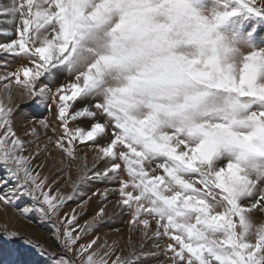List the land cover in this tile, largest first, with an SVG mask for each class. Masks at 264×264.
<instances>
[{"label":"snow or ice","instance_id":"6c2138e0","mask_svg":"<svg viewBox=\"0 0 264 264\" xmlns=\"http://www.w3.org/2000/svg\"><path fill=\"white\" fill-rule=\"evenodd\" d=\"M0 17L15 36L0 42V55L27 60L0 76V187L12 183L0 203L30 199L20 214L39 213L63 250L4 228L6 264H37L32 255L44 264H144L157 255L121 256L99 237L80 243L104 209L85 227L75 209H62L88 179L119 181L116 205L131 210L130 232L167 237L169 264H264V0H10ZM64 72L73 78L53 92L44 81ZM53 103L60 134L43 151L54 148L68 168L80 145L94 154L68 195L37 171L43 162L34 166L41 149L29 150L26 137L48 129L47 118L16 128L21 107ZM81 119L90 125L72 126Z\"/></svg>","mask_w":264,"mask_h":264},{"label":"rangeland","instance_id":"374dc122","mask_svg":"<svg viewBox=\"0 0 264 264\" xmlns=\"http://www.w3.org/2000/svg\"><path fill=\"white\" fill-rule=\"evenodd\" d=\"M9 2L10 0H0V4H7ZM6 19L9 18L0 17V21ZM0 30H7L8 32L13 33V35L9 36L6 35L3 31H0V42L6 43L10 39L15 38L14 24L0 23ZM26 63L27 60L22 58L0 55V76L5 75L7 72H13L17 67ZM4 64H6V67L2 66ZM72 78L73 77L69 76L66 72L58 73L54 82L45 80L44 83H48L49 87H51L53 92H55V88L60 83H65ZM15 91L16 90H14L13 92L14 96ZM3 95V90L0 89V97H2ZM19 100H21L20 97L15 96L14 102L17 103ZM82 106L83 105L81 104L76 105L77 108H80ZM22 116L26 118L21 119ZM44 118H47L50 127L48 129H44L37 125L36 135L33 136L29 134V136L26 137V139L34 141V143H32L30 146L31 152L35 153L36 149L39 147V149H41L38 158L35 159L33 163L35 166L43 162L45 164V167L43 169L37 168V171H42L44 175L49 176L50 181L55 180L57 182L59 190L65 195H68L73 191V182H75L77 180V177L80 176L84 171L82 163L85 154H87V163L89 169L93 167L94 154L91 150V147L80 145L78 149V156L80 157V159L76 162L71 163V167L68 168L66 167V165L69 162L65 161L64 163H62L61 154L54 148H51L50 154L43 151L44 146L48 144V138H55L56 135L60 134L59 121L56 117V106L54 103L51 110L45 109L43 107L39 109H36L34 107H21L16 122V128L18 127L17 131L20 134H23L25 130L28 131L30 129L32 121ZM89 125V120L81 119L78 122V125L74 124L72 126H81L86 128ZM52 128H56L55 133L52 131ZM99 143L104 144L105 141H99ZM104 168L105 164L103 163V161L97 162L96 170L103 171ZM90 174L91 173H89V175ZM121 175L124 176V178H127L124 173H121ZM92 180L93 179H88L82 185H80L78 189L79 195H76L73 199L67 201L66 205L62 209V213H68L69 215L72 214L73 209L76 210V213H78L77 224L79 225V227H85L86 222L93 221V218L96 217L100 209H104L105 214L102 219H98L95 222V227H93L90 231L81 233V236L83 238L80 240V243L86 244L90 240L99 237L98 243H104L105 241H107L109 245H112L113 242H115V246L117 247V254L121 256L129 255V253H131L134 249L136 251H140L141 249H143L144 251L149 253L157 252V255L155 257H146L144 259V264H169V258L163 252V249L169 242L167 237L158 241L154 239L142 240V237L138 231L130 232L131 225L129 224V220L131 219V210L124 211V209L116 205V201L119 199V193L118 191H116V189H118L119 187V181L108 179L94 181ZM106 190L107 196L105 198L101 194ZM0 192H6V190H1ZM24 198L27 199V197ZM84 201H87V203L84 204ZM3 206L1 209L3 213H0V229L7 228L9 231H18L21 236H27L36 241L37 239L34 236L25 233V228H19L17 225H15L16 217H22L24 220H27L26 223L29 222L31 223V225H35L40 232L47 231L49 234L51 233L52 237L53 229L51 225L43 221L40 217V214L36 211L33 210L27 216H22L20 214L22 206L19 201H17L16 205ZM37 221L41 222L36 224ZM73 227H75V225H73ZM77 231H79V228H77ZM37 242L43 244L49 252H54L43 242H39L38 240ZM52 242L55 243L53 239ZM156 243H159V249L155 247ZM55 245L57 244L55 243ZM9 247H11V245H8L5 241L0 240V264H6L8 260L6 249ZM60 250L61 252L63 251L61 248ZM31 259L35 260L37 264H44V261L47 259V257L32 255Z\"/></svg>","mask_w":264,"mask_h":264},{"label":"bare ground","instance_id":"6f19581e","mask_svg":"<svg viewBox=\"0 0 264 264\" xmlns=\"http://www.w3.org/2000/svg\"><path fill=\"white\" fill-rule=\"evenodd\" d=\"M27 100H19L17 103H20L21 105L26 104ZM18 118V117H17ZM20 118V117H19ZM18 128V127H17ZM26 131V130H25ZM23 132V131H22ZM31 135V134H30ZM32 137V136H31ZM38 145V144H37ZM40 148V147H39ZM30 150V149H29ZM31 151V150H30ZM2 174V173H0ZM91 175V174H90ZM95 179H93L92 181H94ZM12 186V183L9 182V184L7 186L4 187H0V191L1 190H6V192L8 191V189ZM63 186V185H62ZM19 203L22 206V209L24 207H31V200L30 199H25V198H21L18 200ZM3 204L0 203V213L2 214L3 212L1 211ZM4 207V206H3ZM6 209V208H5ZM4 210V209H3ZM35 211V210H34ZM7 212V211H6ZM5 212V213H6ZM0 214V215H1ZM5 215V214H3ZM11 215V214H10ZM2 217V216H1ZM8 217V216H7ZM15 218V217H14ZM55 219V217H53ZM26 219L24 220L22 217H16L15 219V225H17L19 228H25V233L27 234H31L32 236H34L39 242H43L48 248L52 249L55 253H60L61 250L59 247H57V245H55V243L52 242L51 239V233L49 234L47 231L46 232H40L39 229H37V227L35 225H31V223H26ZM41 221H37V223H40ZM14 226V225H13ZM16 226V227H17ZM36 240V241H37ZM55 242V241H54Z\"/></svg>","mask_w":264,"mask_h":264}]
</instances>
